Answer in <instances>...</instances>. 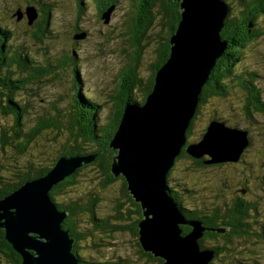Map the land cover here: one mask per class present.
Masks as SVG:
<instances>
[{
	"label": "rangeland",
	"instance_id": "obj_1",
	"mask_svg": "<svg viewBox=\"0 0 264 264\" xmlns=\"http://www.w3.org/2000/svg\"><path fill=\"white\" fill-rule=\"evenodd\" d=\"M248 1L227 0L230 6L229 18L241 20L242 14H248L254 8V4ZM108 2H112L114 8L110 20L106 21L100 11L105 12L106 9L102 8L109 4ZM139 3L140 0H81V3L80 0H0V28L10 33L9 37L0 43L5 45L3 49L5 62L0 65V102L6 103L7 96L16 93L14 99L19 104L20 112H24H22V123L23 129L27 131L33 129L41 119L51 121L56 119L59 124V127L50 126L40 131L25 155H19L17 149H12L9 154L6 148L5 152L9 155L4 157L1 156L3 152L0 150V173L3 178H5L4 173L13 175L12 169L20 162L28 165L29 161L37 159L35 167L38 168L41 165H50L55 159L57 162L62 156L67 158L87 156L95 154L100 149L98 141L88 139L86 131L83 132L82 129H85L92 117L98 136H102V131L110 125L116 105L115 98L119 94L122 81L120 74L134 50L130 42L132 35L129 33V26H131L130 19L139 11ZM259 4L264 8V0ZM32 6L37 9L38 17L30 25L27 10ZM18 10L23 12L22 19L16 14ZM250 18L255 17L250 15ZM246 21L248 22L249 19ZM251 31L261 34L240 50L238 59L232 62V59L228 58L229 63L225 61L224 68L227 74L221 80L216 79L220 87L217 90L214 87L212 90H205L202 98L204 103L199 104L201 105L197 111L199 113L191 134L187 136V145L201 138L204 128L213 118H219L229 126L247 130L250 144L242 156L241 163L246 165L244 173L240 175L232 171L228 174V178L233 192L243 187L247 190L245 199L253 201L255 207L262 210L261 208L264 207V12L252 22ZM84 32L85 37L77 39ZM148 33L150 36L145 40L149 45L144 50L138 72L145 83L152 73L151 65L157 62L156 48L159 34L161 36L167 34L165 29L161 28L159 20H156ZM40 36H43L42 40L38 38ZM4 56L1 52L0 60ZM64 58H69L67 63H63ZM70 60L72 63L69 62ZM19 63L23 65L20 66ZM49 66L55 69L42 75L38 73ZM20 67L24 68L19 72ZM76 70L79 75L75 74ZM9 72L11 74H8ZM24 78L25 81L20 84L22 89L16 90L19 86L16 81ZM49 79L50 81H45ZM78 88L80 91L77 90ZM134 93L135 103L140 104L144 97L143 91L136 89ZM88 112L94 113V116L85 114ZM0 121L4 125H14L13 114L6 112L4 115L0 108ZM22 138L27 137L22 136ZM67 146L69 149L77 147L81 152L88 153L68 156L65 153ZM31 153H39V156L30 155ZM5 162L7 163L4 164ZM201 165L188 158H180L175 171L169 178L167 176L168 185L172 191L174 190L171 192L173 197L175 199L178 197L182 202L181 206L192 211L199 205L210 207L226 200L225 192H218L224 168L212 169L206 167L205 163ZM262 178L263 181L259 184ZM56 183L51 186L48 195L57 208L63 202L75 201L76 205L83 206L94 195L99 197L94 207L96 219L92 218L90 211L81 213L79 218L80 231L85 233L86 230L88 234L79 242V255L85 264L114 263L120 257V253L126 257L133 255L131 260H137L141 264L146 261V258H140L143 256L142 253L131 241L133 236L130 230H111L113 225L119 223L128 225L132 220L120 221L115 217L117 214L114 207L121 198L122 179L103 185L99 171H95L93 166H88L82 171L75 186L66 191L65 189L57 191L54 199L51 191ZM22 185L0 200L15 193ZM230 185H227L226 189H230ZM252 211L254 209H251ZM143 218H145L144 214L141 219ZM106 221L111 227L104 230L99 225L106 224ZM180 226L182 228V225ZM226 231L227 228L223 232ZM213 240H206V246H211ZM234 242L238 254L234 251L230 252L228 245L229 250L220 255L219 264H231L233 258L239 261L233 264H246L245 261L255 264L259 259L264 260L260 257V254L264 257V244L258 245L252 242L257 245L255 248L260 254L242 256L239 252L246 249L247 245L243 243V238L234 239Z\"/></svg>",
	"mask_w": 264,
	"mask_h": 264
},
{
	"label": "water",
	"instance_id": "obj_2",
	"mask_svg": "<svg viewBox=\"0 0 264 264\" xmlns=\"http://www.w3.org/2000/svg\"><path fill=\"white\" fill-rule=\"evenodd\" d=\"M181 20L171 36V54L157 71L155 85L143 104H127L111 142L116 150L112 172L124 175L128 188L141 203L140 241L145 250L164 259V264H210L215 250L203 248L199 239L207 229L201 220L188 219L172 195L167 175L185 146L205 163L238 161L249 147V132L212 120L201 139L188 144V129L202 100L203 86L217 60L226 52L228 40L222 30L230 13L226 0H176ZM114 6L103 17L110 20ZM18 18L23 12H16ZM29 24L37 9L27 10ZM84 34L77 37L82 39ZM95 154L62 156L42 178L25 182L15 193L0 200V226L22 255L24 264H80L73 251L75 239L63 222L68 216L53 204L51 186L74 173ZM193 230L184 235L180 225Z\"/></svg>",
	"mask_w": 264,
	"mask_h": 264
},
{
	"label": "trees",
	"instance_id": "obj_3",
	"mask_svg": "<svg viewBox=\"0 0 264 264\" xmlns=\"http://www.w3.org/2000/svg\"><path fill=\"white\" fill-rule=\"evenodd\" d=\"M227 1V0H226ZM261 0H249V2H252L254 4V8L248 12V14H242L241 20H234L227 18L226 26L224 27L221 35L223 39L228 40V48L226 52L217 60L215 66L212 69L210 80L206 83L207 85L203 86V93L202 98H204V92L206 89H213L217 90L220 86L218 85V81L216 79L221 80L225 74H227V70L225 71V61L229 63L228 58L232 59V62L239 58V52L240 50L248 45L250 42L256 40L261 33H252L251 31V24L256 18H258L262 12H264V8L262 5L259 4ZM81 3V0H80ZM104 8L102 9H108L112 6V2H108ZM252 4V5H253ZM82 5V4H81ZM105 10V11H106ZM104 13L102 10L100 11V14ZM250 15L255 18H250ZM48 17H50L49 14H47ZM249 19L247 22L246 20ZM156 20L160 21L161 28L163 27L165 29L166 36H161L159 34V42L156 48L157 53V62L153 63L151 65L152 73L149 76L148 81L145 83L141 79V77L138 75L141 60L144 54V50L147 45H149L148 42H146V38L150 36L148 33L151 28L153 27ZM181 20V10H180V2L176 0H140L139 3V11L133 15V17L130 19L131 26H129V33H131V45L134 47V50L132 54L129 57V62L125 65L126 67L123 68L121 71L120 76H122V81L119 87V94L115 98L116 105L114 108L113 115L111 117V122L108 128L104 129L102 131V136H98L96 134V127L95 124L92 123L94 120V117H92L85 127V129H82L86 131L87 138L92 139L94 141H98V145L100 149L96 151L95 155L96 158L91 161L90 163L82 165L80 168H78L74 173H72L69 176H66L64 179L60 180L61 182L58 184L56 183L51 191L52 197L55 199L54 194L58 191H62L65 189L68 190L76 185V182L81 175L82 171L88 167L93 166L95 171H99V174L102 178V184L108 185L112 182H114L117 179H122V193L121 198L118 200L119 203L115 205L114 210L116 212V219L120 221H129V219H132L130 224L126 225L123 223H119L118 225H113V230H130L133 238L131 241L138 247L140 252L143 255L150 256L152 260H155L154 264H164V259L160 256L154 255L153 252L147 251L144 249L141 241H140V233H139V225L142 216H143V209L140 202H138L131 191L128 188V182L124 175L120 174L116 176L112 172V164H113V157L116 153V150L112 147V140L116 134V131L119 127V124L122 120L123 114L125 112L127 104H133L136 102L135 99V90L141 89L143 91V99L140 101V104H143L146 100L148 95L153 90V87L155 85L156 80V74L157 71L164 65V63L168 60L170 54H171V36L176 31L177 27L179 26ZM252 20V21H251ZM41 35H44L43 33H40ZM10 33L8 31H5L4 29L0 28V43L5 41L9 37ZM39 39H43V36L38 37ZM146 44H145V43ZM5 45H0V53L3 52L4 56V49ZM6 49V48H5ZM5 57V56H4ZM69 58H64L63 63H67ZM62 62V61H61ZM69 62L72 63V60ZM38 73H41L39 71ZM75 74L79 75L78 70H76ZM215 81V82H214ZM216 83V84H215ZM215 84V85H214ZM19 87L17 86L18 90ZM77 90L80 91V88ZM15 92H13L9 97L7 96V102L2 104L0 102V108L4 115H6V112H10V114H13V122L14 125H4L0 121V150L3 152L1 156L6 157V155L11 154L12 149L19 150V155H25L30 148V145L33 143L37 135L42 131L43 129L49 128L50 126L53 127H59L58 122L56 119L54 120H44L41 119L37 121V123L33 126V129L30 131H27L26 129H23V123H22V112L19 110V104L15 101ZM85 102H88V100L84 99ZM139 101V100H138ZM137 101V102H138ZM203 99L200 104H203ZM91 106H93L92 103H90ZM95 106V105H94ZM201 105H199L200 108ZM24 113V112H23ZM87 114V113H85ZM88 115L94 116V113H89ZM198 116V113L192 118L191 125L188 129V134H191V131L194 127V122L196 121ZM212 120H220L219 118H213ZM221 121V120H220ZM211 122V121H210ZM77 123V122H76ZM113 126V127H112ZM112 127V128H111ZM206 128H204L205 132ZM203 132V133H204ZM202 133V135H203ZM22 136H26L27 138L23 139ZM202 137V136H201ZM201 139V138H200ZM20 144V145H17ZM9 151V154H6L5 149ZM36 149V148H35ZM66 154L68 156L71 155H77V154H87L88 152L84 153L81 152L77 147H66ZM93 153V152H92ZM44 155L43 153H41ZM63 154V153H62ZM30 155L39 156V153H31ZM196 158L190 155L186 151V146L183 148V150L180 152V154L176 157L174 165L171 167V169L168 172V178L172 175V173L176 169V164L180 160V158H188L194 162L197 163V165L203 164L200 162L202 158ZM38 162V160H32L29 161L28 165L22 164L21 162L16 164L14 168L12 169L13 175H8V173H4L3 178L0 173V198L4 197L5 195L11 193L15 189H17L20 185H22L25 181L33 178H38L42 175H45L46 172L48 173L52 167L55 165L56 159L50 164V165H41L44 167H41L38 171V173H34L33 166ZM15 162V161H13ZM5 162L4 164H6ZM2 164V163H1ZM202 166V165H201ZM12 174V173H11ZM8 175V176H7ZM7 176V177H6ZM172 190V189H171ZM174 191V190H173ZM99 200V197L97 195H94L93 198L85 205L78 206L75 202H63L61 205H59L60 209H65L69 211V215L64 219L63 227L70 229L72 236L75 238V249L74 252H76L79 255V242L85 238L87 234V231L85 230V233L80 231L79 223H80V216L81 213H84L86 211H90L92 213V218L94 220L96 219L95 213H94V207ZM176 200L178 204L180 205L178 197H176ZM58 204V203H57ZM181 207V205H180ZM199 207H202L199 205ZM214 207L212 212H209L207 207L200 208L196 207L195 210L186 209L185 213L189 218H196L198 220H201L204 225L208 228L216 226L219 227V223L217 222V217H221V209L223 208L222 205L220 206H210ZM186 208V207H185ZM211 209V208H209ZM135 214L137 215L135 217ZM224 225L226 226V221H223ZM104 230H107L109 227H111L110 223L106 221L105 223H102L99 225ZM223 227V226H220ZM101 228V229H102ZM193 230V227L191 225L183 224L182 225V232L184 235L188 234ZM219 233H224L223 231H213L211 229H207L204 233V235L199 239L200 245H202L203 248H206L205 240L208 239H216L218 241V235ZM225 234V233H224ZM224 242H217V246H215L217 249L220 247H223L227 242L229 241L227 238H223ZM100 240H102L100 238ZM229 245V244H228ZM225 253V252H224ZM229 252H227L228 254ZM223 254V253H222ZM216 255V254H215ZM79 257H81L79 255ZM221 259L216 258L215 256L213 259H211L210 264H219L218 262ZM231 264H233L234 258L230 261ZM0 264H24V259L22 255L14 248L12 243L7 239L5 229L0 226ZM130 264V263H129Z\"/></svg>",
	"mask_w": 264,
	"mask_h": 264
},
{
	"label": "flooded vegetation",
	"instance_id": "obj_4",
	"mask_svg": "<svg viewBox=\"0 0 264 264\" xmlns=\"http://www.w3.org/2000/svg\"><path fill=\"white\" fill-rule=\"evenodd\" d=\"M3 62H5V57L2 60H0V65H2ZM19 65L22 66L23 63H19ZM23 68L24 67L18 68V71L19 72L22 71ZM53 69H55V67L49 66L48 68L41 71V73H39V74L40 75L45 74V73H47ZM8 74H11V72H9ZM23 81H25V78L19 79V81H16L17 84L19 85L18 86L19 89H22V86L20 84ZM45 81H50V79L45 80ZM197 113H199V112H197ZM242 156H243V154H242ZM242 156L238 161H227V162H222V163H205L210 158L208 156H205L200 161L203 164L205 163L206 167H209L212 169L224 168L223 169L224 172L222 173V176H221L222 183H221V186H220L218 192H225L226 200L224 199L222 202L216 204L215 207L220 206V205L223 206V208L220 211L221 217H220V219H219V217H217V222L219 223V221H220L219 226H223V227L227 228V231L224 232L225 234L219 233L217 238H218L219 242H222V244L224 242L223 238H227L229 241L223 247H220L218 249L215 247V246H217V242H218L216 239L213 240L214 243L211 244V246H206V247H210V248L215 250V254H216L215 257L218 259L222 253L229 250L227 247L228 244H229V248L231 249L230 252H233V251L236 252L234 239L243 238V243L245 245H247L246 249L241 250L239 252L240 255H242V256H253V255L260 254V253H258L259 250L255 248L257 245L253 244L252 242H254L258 245L260 243L264 244V207L261 208L262 210L257 209L255 207L253 201L245 199V196L247 195V193H246L247 190L244 189L243 187H240L236 192H233L231 190L230 179L228 178V174L232 171L237 172L240 175H242L244 173V169H245L246 165L241 163L242 158H243ZM223 166H225V167H223ZM33 167L36 168L35 165ZM40 168L41 167L36 168L34 170V173L35 174L38 173ZM238 180H240V178ZM262 181H263V178L261 180H259V184ZM227 185H230V189H226ZM212 190H215V189H212ZM179 202H180V199H179ZM180 203L182 204V202H180ZM58 208H59V206H58ZM181 208L183 209V211L185 213V211H186L185 206L182 205ZM198 208H200V210H201L202 207H198ZM207 208H208L209 212H212V210L214 209V207L213 208L207 207ZM209 208H211V209H209ZM251 209H254V211L251 212ZM60 210L61 211H67L68 215H69L68 210H65V209H60ZM185 215H186V213H185ZM187 218L188 219H196V218H189L188 216H187ZM223 221L227 222L226 226L221 225V224H224ZM214 227H216V226H214ZM64 229H68V228L64 227ZM206 240H208V238ZM206 240L204 242H206ZM74 249H75V243H74ZM74 249H73V251H74ZM78 257H79V255H78ZM132 257H133V255H129L128 257H126L122 253H120V257H118L114 263L101 262L100 264H129L132 262H136L137 264H141L139 261L137 262V260H131ZM260 257L264 258L262 254H260ZM79 258L81 261L80 264H85L83 258L82 257H79ZM140 258L141 259L146 258V261H144L143 264H154V262H155V260H152L151 257L150 256L148 257L147 255L146 256L145 255L140 256ZM234 261H235L234 263L239 262V261H237L236 258L234 259ZM245 262H246V264H250L247 261H245ZM90 264H93V263H90ZM222 264H224V263H222ZM251 264H253V263H251ZM255 264H264V260L259 259V260H257V262Z\"/></svg>",
	"mask_w": 264,
	"mask_h": 264
}]
</instances>
